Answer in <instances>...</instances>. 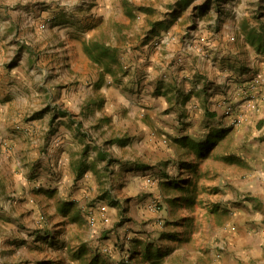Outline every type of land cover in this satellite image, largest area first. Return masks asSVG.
<instances>
[{
  "label": "rangeland",
  "instance_id": "rangeland-1",
  "mask_svg": "<svg viewBox=\"0 0 264 264\" xmlns=\"http://www.w3.org/2000/svg\"><path fill=\"white\" fill-rule=\"evenodd\" d=\"M224 18L252 38L245 58L256 67L243 70L250 83L230 125L186 142L161 136L144 160L134 125L101 116L107 104L140 97L142 54L175 34L207 42L199 24L214 34ZM0 30L11 36L5 51L30 47L37 104L20 141L0 135V155L19 163L0 177V264H264L254 146L264 141V0H0ZM2 58L8 70L16 64V54ZM50 95L67 101V118L42 116L58 110Z\"/></svg>",
  "mask_w": 264,
  "mask_h": 264
},
{
  "label": "crops",
  "instance_id": "crops-1",
  "mask_svg": "<svg viewBox=\"0 0 264 264\" xmlns=\"http://www.w3.org/2000/svg\"><path fill=\"white\" fill-rule=\"evenodd\" d=\"M26 23L30 24V21ZM212 24L216 22L212 21ZM175 26V31L178 32L179 26ZM200 26L202 27L199 24L196 32L203 33L208 38L207 42H203V38L199 39V37L193 40L184 37L181 41L180 36L175 34L171 41L153 49L148 57L147 53L142 54L144 57L140 58L136 64L139 66L137 70L139 80L133 87L135 92H139L140 97L131 103L119 94L110 100L106 107L107 111L101 115L103 118L107 116V119L112 117L116 124L134 125V132L138 131L137 134L142 136L138 145L140 155L145 157L146 161L150 160L147 159L148 153L159 150L157 145L162 141L161 136L168 135L175 141L186 142L228 128L237 110L232 106L234 107L238 102L242 89L250 83L248 70L247 72L243 70L247 66L256 68L251 58H245L252 55L254 46L250 35L241 30L240 20L231 21L229 18H224L214 34L207 33L208 31ZM21 35L19 34L18 37ZM10 38L9 35L3 36L0 30V135L14 136L15 141H20L17 133L30 132L32 126L25 117L30 113V107L35 109L37 104L35 101H30V68L26 64V61H30V47L16 52L5 51L7 47L5 42ZM255 46H257L256 43ZM144 50L147 51L146 48ZM58 52L61 53V51ZM7 53L11 56L16 54L14 59L16 64L12 62L14 65L9 70L2 66V57ZM59 77L61 78L60 74ZM53 94H55L54 91ZM137 94L135 93V96ZM50 97L51 95L47 100L49 107L57 105L55 109L58 110L43 109L42 116L48 113L46 117L49 123L67 118L68 114L63 109V106H67V101L59 98L54 103H50ZM227 105H230L229 108ZM94 108L93 113L99 114L97 107ZM256 110L262 114L263 101L257 105ZM78 112L80 115L84 114ZM123 112L129 119L122 116ZM254 112H248V115ZM18 120L23 122L19 123ZM75 125V121L74 125L69 124L72 128ZM148 137L152 138L148 139ZM10 142L14 144V140ZM20 146L16 144L14 149L18 150ZM254 146H259L255 162H264V141L256 145L254 143ZM0 156H2L0 177L8 178L14 169H18L19 163L15 158L9 162L5 154ZM67 166L70 168L69 164ZM136 172L139 173V171ZM14 176L19 183L17 173ZM46 183V187L52 184L50 181Z\"/></svg>",
  "mask_w": 264,
  "mask_h": 264
},
{
  "label": "trees",
  "instance_id": "trees-1",
  "mask_svg": "<svg viewBox=\"0 0 264 264\" xmlns=\"http://www.w3.org/2000/svg\"><path fill=\"white\" fill-rule=\"evenodd\" d=\"M46 234L49 233L48 231L45 232Z\"/></svg>",
  "mask_w": 264,
  "mask_h": 264
}]
</instances>
